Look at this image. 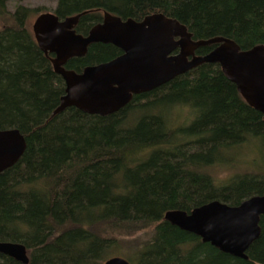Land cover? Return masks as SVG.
I'll return each mask as SVG.
<instances>
[{
    "label": "trees",
    "instance_id": "obj_1",
    "mask_svg": "<svg viewBox=\"0 0 264 264\" xmlns=\"http://www.w3.org/2000/svg\"><path fill=\"white\" fill-rule=\"evenodd\" d=\"M57 2L61 19L91 12L77 27L83 35L100 21L92 10L101 8L123 19L163 13L194 40L264 46V0ZM35 14L24 6L11 12L0 0V131L16 129L27 144L0 174V242L25 245L29 264H104L114 254L131 264H264V216L247 261L164 219L169 211L190 213L213 201L238 206L264 195L257 159L226 181L215 174L247 150L256 157L260 150L264 161V117L221 67L204 64L112 115L68 108L52 117L65 85L34 38ZM117 52L93 44L67 69L82 72ZM0 264L21 263L0 254Z\"/></svg>",
    "mask_w": 264,
    "mask_h": 264
},
{
    "label": "water",
    "instance_id": "obj_2",
    "mask_svg": "<svg viewBox=\"0 0 264 264\" xmlns=\"http://www.w3.org/2000/svg\"><path fill=\"white\" fill-rule=\"evenodd\" d=\"M63 21L54 12L40 14L32 25L34 38L44 54H54V71L65 83V95L52 117L68 108L105 117L125 107L133 94L150 92L175 78L204 65L217 64L249 106L264 117V46L242 51L231 40L215 38L193 42L185 26L164 15H152L143 22H123L110 14L87 37L74 27L84 15ZM180 38L179 41H175ZM94 43L113 44L124 52L117 60L89 66L83 73L65 69L74 57H82ZM220 44L204 57H193L200 47ZM177 47L181 54L170 57ZM27 144L16 130L0 131V174L15 166ZM264 195L253 196L238 206L214 201L192 210L169 211L164 219L182 231L199 237L225 254L248 260L247 251L261 235ZM0 254L21 264H29L23 244L0 242ZM105 264H131L123 257H113Z\"/></svg>",
    "mask_w": 264,
    "mask_h": 264
},
{
    "label": "rangeland",
    "instance_id": "obj_3",
    "mask_svg": "<svg viewBox=\"0 0 264 264\" xmlns=\"http://www.w3.org/2000/svg\"><path fill=\"white\" fill-rule=\"evenodd\" d=\"M18 6H24L29 9L38 10V14L32 15L29 18L30 25H33L36 18L40 14L54 12L58 7V2L57 0H8V10L9 11L14 12V10ZM260 153H261L260 150L256 151V155L258 158L255 156L254 153L248 152V150L244 152L242 155L241 154L237 155L234 160L235 162L234 166L230 164V165H226L224 167L218 168V171L215 173L217 174L218 181H226L231 176L247 171V169H249L250 167H253L252 163H254L256 159L258 162L257 164L258 167L256 168H264V161L260 157ZM127 242H130V241L127 239ZM127 252L128 251L126 249L123 250L124 254H126ZM113 257H120V256L117 254H114Z\"/></svg>",
    "mask_w": 264,
    "mask_h": 264
},
{
    "label": "flooded vegetation",
    "instance_id": "obj_4",
    "mask_svg": "<svg viewBox=\"0 0 264 264\" xmlns=\"http://www.w3.org/2000/svg\"><path fill=\"white\" fill-rule=\"evenodd\" d=\"M93 11V13H98L99 15H100V21L95 25V26H93L91 29H90V31L94 28V27H96V26H98V25H100V24H103L104 23V20H105V15L106 14H110V15H113V16H115V17H118V18H120L123 22H126V21H128V20H133V21H135V22H137V23H141V22H143L147 17H149V16H152V15H159V14H161V15H164V16H166L167 18H169V19H173V20H175V21H177L178 23H180L177 19H174V18H171V17H169V16H167V15H165V14H163V13H152V14H150V15H147V16H145V17H143V18H141V19H134V18H125V19H123L121 16H119V15H117V14H114V13H111V12H109V11H107V10H105V9H101V8H99V9H95V10H92ZM54 13H55V11H54ZM85 14L83 15V16H85V15H87L88 13H91V12H84ZM56 14V13H55ZM81 14H83V13H81ZM57 15V14H56ZM79 15V14H78ZM58 16V15H57ZM75 16H77V15H75ZM82 16V17H83ZM70 17H73V16H70ZM81 17V18H82ZM67 18V17H66ZM66 18H63V19H61L60 17H59V19L61 20V21H63L64 19H66ZM81 18L79 19V22H78V24L74 27V30H75V32L78 34V35H81V36H83V37H87L89 34H90V31L86 34V35H83V34H80V33H78L77 32V27L79 26V24H80V20H81ZM181 25H183V26H185L184 24H182V23H180ZM186 27V26H185ZM186 29H187V32L191 35V38H192V41L193 42H199V41H208V40H194L193 39V35L189 32V30H188V28L186 27ZM218 38H220V37H218ZM213 39H215V38H213ZM225 39V38H224ZM180 40V38H176L175 39V41H179ZM209 40H211V39H209ZM228 40H230V39H228ZM232 41V40H231ZM94 44H103V45H109V46H112V47H114L118 52H117V54L113 57V58H111L110 60H108V61H106V62H103V63H100V64H97V65H101V64H106V63H109V62H111V61H114V60H117L118 58H121L123 55H124V52L121 50V49H119L118 47H116V46H114L113 44H104V43H94ZM237 44V43H236ZM93 45V44H92ZM238 45V44H237ZM91 46V45H90ZM90 46L88 47V50H87V53L84 55V56H82V57H85L87 54H88V51H89V48H90ZM218 46H220V44H214V45H209V46H204V47H200V48H198V49H196L195 51H194V55H192V56H189L188 57V59L189 60H191L193 57H204V56H206V55H208V54H210L211 52H213ZM239 46V45H238ZM206 47H212L211 48V50H210V52H208L207 54H205V55H200V54H198V51L201 49V48H206ZM240 47V46H239ZM240 49H241V47H240ZM252 49V48H251ZM242 50V49H241ZM249 50V49H248ZM242 51H246V50H242ZM181 54V48L180 47H177V48H175L171 53H170V57H177V56H179ZM46 56H50V61H51V64H52V59H54L56 56L54 55V54H51V53H48V54H45ZM82 57H74V58H72V59H75V58H82ZM72 59H70V60H72ZM69 60V61H70ZM68 61V62H69ZM68 62H67V64H68ZM67 64L65 65V69L66 70H69V69H67ZM97 65H93V66H97ZM52 66H53V64H52ZM89 67V66H88ZM87 68V67H86ZM53 69H54V67H53ZM197 69V68H196ZM69 71H73V70H69ZM84 71V70H83ZM83 71L82 72H76V71H74V72H76V73H78V74H81V73H83ZM55 72V71H54ZM191 72V71H190ZM189 73V72H188ZM186 75V74H185ZM59 76V75H58ZM181 76H183V75H181ZM180 77V76H179ZM178 78V77H177ZM176 79V78H175ZM174 79V80H175ZM63 80V79H62ZM173 81V80H172ZM64 82V81H63ZM170 83V82H169ZM64 85H65V83H64ZM164 86V85H163ZM162 87V86H161ZM160 88V87H159ZM158 89V88H157ZM154 90H156V89H154ZM153 91V90H152ZM151 92V91H150ZM150 92H143V93H140V94H133V97H132V100L125 106V107H123L121 110H123V109H125L128 105H130L132 102H133V100L136 98V97H138V96H141V95H143V94H148V93H150ZM64 95H65V92H64ZM61 102V101H60ZM121 110H119V111H121ZM118 111V112H119ZM115 114V113H114ZM247 200V199H246ZM245 201V200H244ZM214 202V201H213ZM220 202V201H219ZM243 202V201H242ZM241 202V203H242ZM211 203V202H210ZM222 203V202H221ZM240 203V204H241ZM209 204V203H208ZM224 204H226V203H224ZM239 204V205H240ZM228 205V204H227ZM25 246V245H24ZM212 246V245H211ZM27 250V249H26ZM219 250V249H218ZM249 251V250H248ZM247 251V252H248ZM223 253V252H222ZM225 254V253H224ZM247 254V253H246ZM229 255V254H228ZM27 256H28V251H27ZM248 256V255H247ZM28 258H29V256H28ZM110 258H113V257H110ZM109 258V259H110ZM249 258V257H248ZM109 259H107V260H109ZM107 260H105L104 261V264H105V262L107 261ZM243 260V259H242ZM249 260V259H248ZM16 261V260H15ZM247 261V260H246ZM18 262V261H17ZM20 263V262H19ZM29 263H30V259H29Z\"/></svg>",
    "mask_w": 264,
    "mask_h": 264
}]
</instances>
